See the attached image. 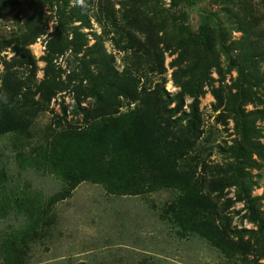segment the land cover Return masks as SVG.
I'll return each instance as SVG.
<instances>
[{
  "label": "trees",
  "instance_id": "obj_1",
  "mask_svg": "<svg viewBox=\"0 0 264 264\" xmlns=\"http://www.w3.org/2000/svg\"><path fill=\"white\" fill-rule=\"evenodd\" d=\"M27 1L32 13L23 30L12 36L14 54L8 59L0 56V136H9L21 171L34 169L50 173L61 181V187L49 196L30 184L19 189L9 188L6 185L8 172L0 163V216L15 212L25 220L0 245L3 263L20 264L25 249L29 248L54 205L69 197L79 183L88 181L99 184L106 193L115 196L174 190L176 198L168 205L166 213L182 231L205 238L232 264H263L244 230L231 226L229 215L225 214L226 206L217 199L223 188L217 189V181L205 175L206 169L211 167L193 153L202 132L201 120L196 101L187 104L188 110L183 109L184 96H180V92L189 90L191 81L184 79L180 61L172 72L173 82L181 90L176 96L165 89L164 77L154 86L148 84L150 73L162 75L166 68L151 37L142 38L133 32L136 0H116L125 6L122 16L117 14L111 0L99 1V10L93 15L88 0H83L82 4L79 0ZM180 1L190 5L195 3L194 0H173L174 3ZM15 4L17 0H0V8ZM46 10L51 11L56 20L54 32L57 38H61L62 31L65 33L67 25L74 20L91 29L92 16L100 25L101 33H93L94 42L86 45L84 50V55L88 56L86 61L97 69L96 84L89 88L94 87L91 92L94 101L80 106L81 100L76 99L78 104L74 114L82 115L81 121L76 123L67 121L66 108L62 106L60 115L55 113L47 126L42 143L34 145L31 144L35 137L33 124L41 112L48 110L49 101L55 94L54 81L48 80L51 56L43 57L47 70L45 77L37 80L36 60L27 48L45 32L44 26L48 19L51 20ZM212 17L209 13L202 16L193 38L194 46L202 47L207 53H212L215 46L208 24ZM216 23L218 47L237 72L239 83H236L232 109L242 139L246 140L250 128L241 105L263 103L253 87L264 83V68L259 67V61H264V29L256 30L245 21L246 27L241 30L258 33V39H250V43L241 48L242 60L231 62L227 33L220 22ZM104 36L117 51L133 54L131 66L126 63L125 68L118 69L114 54L104 47ZM66 42L64 37L63 48L67 46ZM0 46L1 52L9 44L0 40ZM82 46L75 49L80 50ZM149 64L151 66L146 67ZM125 106L126 109L121 110ZM255 110L264 113L263 107ZM250 145L264 158V143ZM233 149L236 160L241 158L239 156L251 158L247 155L250 151L241 141ZM238 169L239 165L232 166L230 184L237 188V200L248 205L249 219L257 226L264 241V218L259 215L256 199ZM252 254L254 256L250 257Z\"/></svg>",
  "mask_w": 264,
  "mask_h": 264
},
{
  "label": "rangeland",
  "instance_id": "obj_2",
  "mask_svg": "<svg viewBox=\"0 0 264 264\" xmlns=\"http://www.w3.org/2000/svg\"><path fill=\"white\" fill-rule=\"evenodd\" d=\"M88 1L93 15L99 10V1L103 3L104 0ZM111 1L117 14L122 16L125 6L116 0ZM194 1V5H190L184 1L136 0L133 32L142 38L150 36L153 46L164 59L165 72L162 75L150 73L147 77L151 86L164 77L165 89L176 96L181 90L174 84L172 72L180 61L184 79L191 81L189 90L180 92V96H184L183 109L188 110L187 104L196 101L201 120L202 132L193 153L211 167L206 169L205 175L217 181V189L223 188L217 199L226 206L225 214L229 215L231 226L244 230L261 257L259 261L264 264L261 233L249 219L248 205L237 200L236 186L230 184L232 166L237 164L250 194L256 199L255 207L264 218V158L250 145L264 143V113L254 112L264 108V83L253 87L256 96L262 98V104L241 105L250 128L246 140H243L232 109L236 83H239L237 72L218 47L216 23L220 22L227 33L230 61L239 62L243 59L241 48H245L250 39H258V33L242 31L241 27H246L243 24L246 21L256 30L264 29V0ZM79 2L82 4L83 0ZM31 13L27 0H17L15 5L0 8V40L9 44L1 50V57L8 59L14 54L12 36L23 30ZM45 13L51 17L44 26L45 32L27 48L36 60L37 80L43 79L47 70L43 57L51 56L48 80L54 81L55 94L49 101L48 110L41 112L33 124L35 137L31 144L34 145L42 143L47 126L55 113L60 115L62 106L66 108L67 121L76 123L82 119L81 114H74L78 104L76 99L81 100L80 106L94 101L91 93L94 87L89 88L96 84L97 69L86 61L88 56L84 55V50L86 45L94 42L93 33H101L100 25L92 16L91 29L74 20L67 25L65 33L62 31L61 38H57L54 32L56 20L51 11ZM205 13L214 16L208 20L215 42L212 53L193 44ZM64 37L67 46L63 48L61 41ZM103 43L105 49L114 54L118 69L125 68L126 63L132 65V53L125 55L117 51L107 36H104ZM80 46V50L75 49ZM259 67L264 68V61H259ZM125 109L126 106L121 108ZM239 141L250 151L247 155L251 158L239 156L241 158L235 159L233 148ZM0 163L8 172L6 185L9 188L19 189L30 184L49 196L61 187V181L50 173L34 169L21 171L8 135L0 136ZM198 170L201 171L200 165ZM176 195L174 190L160 189L145 195L115 196L106 193L99 184L81 182L69 197L54 205L29 248L25 249L20 264H232L205 238L182 231L172 216L167 215L166 209ZM24 222V218L15 212L0 216V245ZM2 259L0 256V264H4Z\"/></svg>",
  "mask_w": 264,
  "mask_h": 264
}]
</instances>
